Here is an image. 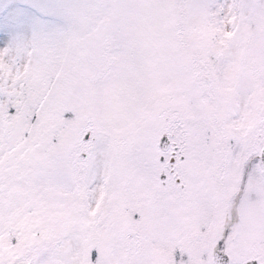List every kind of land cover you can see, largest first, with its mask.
<instances>
[{"label": "snow or ice", "instance_id": "obj_1", "mask_svg": "<svg viewBox=\"0 0 264 264\" xmlns=\"http://www.w3.org/2000/svg\"><path fill=\"white\" fill-rule=\"evenodd\" d=\"M0 264H264V0H0Z\"/></svg>", "mask_w": 264, "mask_h": 264}]
</instances>
